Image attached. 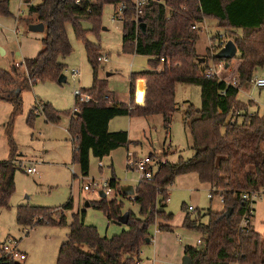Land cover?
I'll list each match as a JSON object with an SVG mask.
<instances>
[{
  "label": "trees",
  "instance_id": "16d2710c",
  "mask_svg": "<svg viewBox=\"0 0 264 264\" xmlns=\"http://www.w3.org/2000/svg\"><path fill=\"white\" fill-rule=\"evenodd\" d=\"M25 1L29 15L35 16L26 20L28 26L43 23L45 36L36 57L25 58L21 65L12 64L7 70L0 68V101L13 104L6 126L10 154L7 160L0 161V210L11 207L16 191L15 175L20 166L14 160L18 147L13 128L15 117L22 111V93L38 82H58L65 73L67 66L63 60L73 51L67 30L71 24L76 37L84 42L93 67V85L83 90L99 102L78 103L76 99L73 112H63L48 102L43 103L42 113L53 123H58L64 114L70 116L68 132L74 143L73 163L80 166L83 176L89 175L92 155L103 159L112 151L132 144L127 131L109 130L112 119L162 115L168 130L177 107L178 83L199 86L202 106L197 109L191 103L184 111L194 154L189 158L180 156L175 162L159 160L153 177L138 183L132 201L139 205L140 216L130 211L128 229L108 238L101 236L96 226L85 223V211L74 213L57 264H139L142 246L151 239V226L160 221L161 231L171 230L173 214L165 210L169 187L178 176L189 173H196L202 183L209 184L214 196L223 199L224 207L221 211L209 209L195 218L187 211L183 226L201 233L202 244L186 245L185 255L193 264H264V233H258L253 223L249 228L240 227L250 205V201L243 200V194L264 189V115L250 114L249 104L237 99L240 88L264 67V0H150L142 17L146 24L144 32L137 29L133 0ZM120 3L127 5L122 24L123 52L149 56L152 69L131 74L128 103L114 101L107 105L106 97L113 92L97 72L98 57L103 50L88 39L92 30L84 28L83 23L89 21L94 29H100L105 6ZM0 16H12L10 0H0ZM206 19L217 20L229 33V39L238 48L234 59H218L215 45L207 49L206 56L198 53L201 29L193 26ZM212 42L215 44L214 37ZM201 58L205 62L201 63ZM210 61L229 63L221 71V79L205 76ZM234 77L238 78L239 87L228 83ZM241 110L245 112L237 114ZM36 115L32 109L29 124ZM150 156L157 157L153 153ZM109 184L122 193L115 175ZM90 204L102 210L109 223H118L124 214L123 202L117 198H102ZM72 209V198L56 208L23 204L17 208L16 220L24 228L63 226L67 222L65 212ZM228 209H232L229 216ZM53 210H61L58 221L53 218ZM202 217H207V221ZM0 264L24 263L6 258Z\"/></svg>",
  "mask_w": 264,
  "mask_h": 264
},
{
  "label": "rangeland",
  "instance_id": "374dc122",
  "mask_svg": "<svg viewBox=\"0 0 264 264\" xmlns=\"http://www.w3.org/2000/svg\"><path fill=\"white\" fill-rule=\"evenodd\" d=\"M27 8L23 0H10V12L19 22L18 32L12 16H0V46L6 51V54H3L0 50L1 69H10L14 62H19L14 63L19 66L22 60L36 57L42 49L41 34L27 30ZM115 9L112 4L105 6L102 27L98 30L94 29L89 21L83 23L84 28L92 30L88 33V39L101 46L103 51L100 56L104 53L110 57L108 62L100 63L97 70L98 77L106 80L109 90L115 94L116 100L112 94L108 95L110 98L105 102L107 105L114 101L129 102L131 74L152 69L149 56L123 52V23L112 21ZM217 23L215 19H206L201 25V38L197 45L201 56L207 55L206 48L212 37L215 38L212 47L216 45L219 34L229 39L226 29ZM67 30L73 47L72 53L63 60L67 66L64 73L67 81L58 83L46 80L25 90L22 93V111L14 120L13 137L18 147L14 160L20 168L15 175L16 191L10 201L11 207L0 210V248L6 239H17L19 250L28 255L27 260L23 261L24 264H57L60 247L68 239L69 224L78 209H86L85 223L96 226L101 236L111 238L128 229L125 224L109 223L102 210L88 207V201H96L99 198L96 191L84 190V185L94 182L102 186L115 175L120 186L137 187L139 175L135 170L128 168L129 151L137 152L139 157L157 154L160 160L172 162L177 161L180 156L189 158L194 154L192 138L184 123V111L191 103L197 109L201 108V88L178 83L177 107L168 130L162 115L116 118L110 125V131H127L132 144L129 148L114 150L102 160L92 155L89 175L83 176L80 166L73 163L74 143L67 129L70 116L64 114L58 123H53L46 121L42 113L43 103L48 102L58 110L73 112L76 104L75 90L89 89L93 85V67L88 60L85 44L76 37L71 24L67 26ZM207 57H210V54ZM209 63L212 64V61ZM255 76L264 78V67L259 68ZM237 99L249 104L247 111L250 114L264 115V88H257L251 82L246 83L240 88ZM249 100L256 103L253 104ZM32 109H35L37 115L32 124H29L28 116ZM12 112L13 104L1 100L0 161L8 159L10 154L6 126ZM165 152L168 154L167 159ZM31 165L36 166L38 174L25 171ZM210 188V185L200 181L196 173L183 174L176 178L174 184L169 187V201L165 206L166 212L173 214L170 221L172 228L169 231H161L160 221L151 226L153 238L150 243H144L142 246L141 264H154V261L155 264H179L183 260L186 245L201 246L198 244V240L202 238L201 233L184 227L183 222L189 206L195 208L194 211H189L193 218L199 213L205 215L209 209L221 210V198L215 195L210 199ZM70 198L73 199L74 210L67 213L66 225H37L24 228L17 223V208L21 204L56 208L66 204ZM109 198L113 199L114 195ZM117 199L123 202L124 213L132 211L140 216V207L134 201L120 195ZM256 201L258 205L255 207V226L257 230H262L264 195ZM60 213L61 210H53L54 220L58 221ZM202 220L207 221V217H202Z\"/></svg>",
  "mask_w": 264,
  "mask_h": 264
},
{
  "label": "built area",
  "instance_id": "2783aa9c",
  "mask_svg": "<svg viewBox=\"0 0 264 264\" xmlns=\"http://www.w3.org/2000/svg\"><path fill=\"white\" fill-rule=\"evenodd\" d=\"M35 1V0H34ZM40 0H37L35 2L32 3H36ZM134 5H135V23L137 26V29H140V24L142 21V17L145 14V7L149 4L150 0H133ZM116 9L114 12V15L112 17V21L113 22H124V12L127 10V5L125 3H120L115 5ZM201 23H197L196 25L193 26V29H201L200 27ZM228 40L226 39V37L222 34L218 35V41L216 43V47L219 51L220 49H222L225 45L226 42ZM211 47H212V41H211ZM110 60V57L108 54H104L102 53L101 56L98 57V61L100 63L103 62H108ZM162 62H165V58L161 59ZM228 67H226V63L224 61H221L219 63H215L212 61V64L209 63V67L208 69L205 71V76L207 77H217L219 79H221V71L226 70ZM76 75V72H74V76ZM229 84H231L232 86L235 87H239L238 86V78L234 77L231 81H228ZM251 83L257 87V88H264V78L263 77H258V76H254ZM75 96L77 99L78 103H85V102H89V101H95L96 103H98V100H95L93 95H91L90 93L84 91L83 89H76L75 90ZM110 98L109 96L106 97V100ZM111 105V104H110ZM237 114H241L240 111H237ZM128 168L135 170L138 175H139V182L141 181H147L149 179H151L155 173L157 164L159 162V158L157 157H152L150 155L145 156V157H139L137 155H135L133 152H129L128 153ZM23 166V165H22ZM25 171L29 174H38V170L36 168V166H29L25 169ZM75 172V171H74ZM84 190L86 191H90V190H94L96 192H99L100 190L104 191L107 195H112L114 194L115 190L110 186L109 181H106L105 183H103L102 186H100L99 184L96 183H88L84 185ZM264 191L261 190L260 193L257 192H251V193H244L242 198L243 200L246 201H250V205H249V209L248 211L245 213V215L243 216L242 220H241V224L240 227L241 229L244 228H249L250 225L253 223V215H254V201H256L260 194H262ZM214 193L210 190L209 193V198H214ZM133 199V198H132ZM169 201V198L167 199V202ZM221 201L223 202V199L221 198ZM189 211H194L195 208L193 206H189L188 207ZM152 241V239H150ZM202 240V239H201ZM198 240V244H202V241ZM13 259L15 261H19V262H23L26 260L27 255L19 250V241L17 239H12V238H8L6 239L3 244L1 245L0 248V260L1 259Z\"/></svg>",
  "mask_w": 264,
  "mask_h": 264
},
{
  "label": "water",
  "instance_id": "95a60500",
  "mask_svg": "<svg viewBox=\"0 0 264 264\" xmlns=\"http://www.w3.org/2000/svg\"><path fill=\"white\" fill-rule=\"evenodd\" d=\"M140 28H141V30L143 32L146 30V24L144 22H142V21H141V24H140ZM29 30L32 31V32H40V33H42L45 30V26H44L43 23L31 24V25H29ZM0 50H1V52L3 54L5 53L4 49H2V47H0ZM237 54H238V48H237L235 42L230 39V40H228L226 42V45L216 53V57L218 59H221V60H232V59H234L237 56ZM200 62L201 63L205 62V58H201ZM226 67H229V63L226 64ZM66 81H67L66 75L62 74L59 77L58 82L59 83H64ZM122 191L127 196L135 195V189H134L133 186L124 187V188H122ZM100 195L103 198L106 197V194L104 192L101 193ZM87 206L88 207L90 206L89 202L87 203ZM231 212H232V209H228L226 215L229 216L231 214ZM128 218H129V212H126L125 214L122 215V217H120V221L122 223L126 224ZM149 241H150L149 239L146 240V242H149ZM182 264H193V261L188 255H185L183 257Z\"/></svg>",
  "mask_w": 264,
  "mask_h": 264
},
{
  "label": "crops",
  "instance_id": "0c3cea01",
  "mask_svg": "<svg viewBox=\"0 0 264 264\" xmlns=\"http://www.w3.org/2000/svg\"><path fill=\"white\" fill-rule=\"evenodd\" d=\"M23 2L27 5V7H28V3L25 1V0H23ZM28 9V8H27ZM17 16H19V15H17ZM12 17L14 18V20H15V23H16V25H17V28H16V31L18 32V30H19V27H18V24H19V22L15 19V17L16 16H14L13 14H12ZM31 19V18H35V16H30L29 15V13H28V17H27V19ZM206 21V20H205ZM216 22H217V20H216ZM37 22H35V23H32V24H36ZM203 23V22H202ZM202 23L200 24V27H201V25H202ZM218 24V23H217ZM27 30L28 31H30L29 30V26L27 25ZM201 30H202V27H201ZM31 33H40V32H32V31H30ZM238 32H241V30H239ZM41 34V42H42V39L44 38V36H45V34H44V32H42V33H40ZM225 36V35H224ZM226 37V36H225ZM213 38V37H212ZM212 38L211 39H209V41H208V45H207V48L206 49H208V48H210L211 47V41H212ZM227 40H230V39H227ZM212 44H213V42H212ZM197 45H198V43H197ZM0 47H2V46H0ZM2 49H3V47H2ZM5 51V50H4ZM41 51V50H40ZM39 51V52H40ZM197 51H199L198 50V48H197ZM4 54H6V51H5V53ZM39 54V53H38ZM22 62H23V60H22ZM14 63H19V62H14ZM13 63V64H14ZM112 92V91H111ZM112 96L115 98V94H114V92H113V94H112ZM238 97V96H237ZM115 100H116V98H115ZM3 101V100H2ZM240 101V100H239ZM241 102H244V101H241ZM249 102H253V104H255L256 102L254 101V100H249ZM122 103H128V102H122ZM244 103H247V102H244ZM121 117H127V116H121ZM116 118H118V117H116ZM116 118H114V119H112L111 120V122H110V124H109V130H110V125H111V123L116 119ZM46 121H47V119H46ZM68 129V128H67ZM129 134V133H128ZM129 139H130V137H129ZM130 141H131V139H130ZM119 149V148H118ZM117 150V149H116ZM113 152V151H112ZM111 152V153H112ZM130 152V151H129ZM128 152V153H129ZM133 153H135V155H138L139 156V154L137 153V152H133ZM165 155H166V159H167V156H168V154L165 152L164 153ZM111 155V154H110ZM149 155H151V154H149ZM157 155V154H156ZM7 160V159H6ZM99 160H102V159H99ZM4 161V160H3ZM75 170L73 169V172H74ZM76 176V175H75ZM77 177V176H76ZM117 180V179H116ZM107 181H109V180H107ZM118 181V180H117ZM209 185V184H208ZM130 185H123V186H120V189H121V194H119L118 192H116V190H115V192H114V194H112V195H114V198H115V196H116V198L120 195L121 197H126V198H128V199H130V200H132V198L134 197V195L133 196H127V195H125V193L122 191V188H124V187H129ZM134 187V186H133ZM211 187V186H210ZM134 189H136V187H134ZM211 189V188H210ZM104 191H102V190H100L99 192H97L98 193V200H100V199H102L103 197H101V193H103ZM105 193V192H104ZM106 194V193H105ZM264 195V191H263V193L260 195V197L258 198V199H260V198H262V196ZM109 196L110 195H107L106 194V197H104V198H109ZM109 199H111V198H109ZM213 199V198H212ZM98 200H96V201H98ZM89 203H90V201H88ZM21 205H23V204H21ZM258 205V203H257V201H256V203H255V205H254V208L256 207ZM90 206H91V204H90ZM224 207V206H223ZM223 207L221 208V210L223 209ZM74 210V205H73V209L71 210V211H73ZM221 210H217V211H221ZM80 211H85V213H86V209L84 210H81V209H78L77 210V212H80ZM216 211V210H215ZM76 212V213H77ZM128 212H130V211H128ZM256 212V213H255ZM255 212H254V214H255V216H254V219H253V225H254V228H255V230L258 232V233H261V234H263L264 233V228L262 229V230H257V228H256V226H255V219H256V214H257V208L255 209ZM66 213V216L68 217V214L67 213H69V211H67V212H65ZM126 213V212H125ZM124 213V214H125ZM85 221V220H84ZM119 224H125V223H122L121 221H119L118 222ZM126 225V224H125ZM29 232V231H28ZM150 237H151V235H150ZM153 237H151V239H152ZM149 240H150V238H148ZM151 242V240L149 241V242H146V243H150ZM192 246H194V245H192ZM184 252H185V249H184ZM25 253V252H24ZM26 255H27V253H25ZM154 255H156V254H154ZM184 256H185V253H184ZM155 257V256H154ZM27 258H28V255H27ZM27 258H26V260H27ZM155 260V259H154ZM140 262H141V260H140ZM139 262V264H141ZM154 264H155V261H154ZM179 264H182V262H179ZM233 264H238V263H233Z\"/></svg>",
  "mask_w": 264,
  "mask_h": 264
}]
</instances>
